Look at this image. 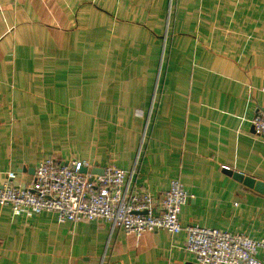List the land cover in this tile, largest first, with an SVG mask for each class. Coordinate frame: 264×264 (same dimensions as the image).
Masks as SVG:
<instances>
[{
    "label": "crops",
    "instance_id": "obj_1",
    "mask_svg": "<svg viewBox=\"0 0 264 264\" xmlns=\"http://www.w3.org/2000/svg\"><path fill=\"white\" fill-rule=\"evenodd\" d=\"M264 0H0V186L45 157L135 167L183 226L264 239ZM185 232L125 234L0 206V264H198ZM264 259V250L258 252Z\"/></svg>",
    "mask_w": 264,
    "mask_h": 264
},
{
    "label": "built area",
    "instance_id": "obj_2",
    "mask_svg": "<svg viewBox=\"0 0 264 264\" xmlns=\"http://www.w3.org/2000/svg\"><path fill=\"white\" fill-rule=\"evenodd\" d=\"M250 122L253 134L264 136V104ZM135 173V167L124 170L114 163L96 173L85 159L63 163L45 157L25 187L13 183L14 171L6 173L0 186V206H8L15 216L53 212L59 222L101 219L135 236L155 230L184 231V250L198 264H264L258 257L264 239L198 224L183 226L179 215L189 194L178 178L170 179L156 208L155 198L135 186Z\"/></svg>",
    "mask_w": 264,
    "mask_h": 264
},
{
    "label": "water",
    "instance_id": "obj_3",
    "mask_svg": "<svg viewBox=\"0 0 264 264\" xmlns=\"http://www.w3.org/2000/svg\"><path fill=\"white\" fill-rule=\"evenodd\" d=\"M102 168H94L92 169V172L100 173ZM82 172H86V169L83 168ZM233 178H235L238 181L243 182L245 185L252 187L260 192H264V182L260 180H255L254 178L244 175L240 172H233L232 173Z\"/></svg>",
    "mask_w": 264,
    "mask_h": 264
}]
</instances>
